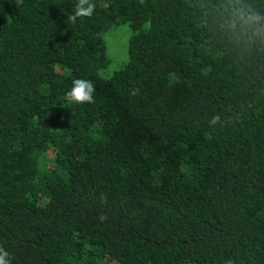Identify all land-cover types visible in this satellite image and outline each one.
Returning <instances> with one entry per match:
<instances>
[{
    "label": "trees",
    "instance_id": "1",
    "mask_svg": "<svg viewBox=\"0 0 264 264\" xmlns=\"http://www.w3.org/2000/svg\"><path fill=\"white\" fill-rule=\"evenodd\" d=\"M76 2L0 0L10 264H264V0H91L71 24Z\"/></svg>",
    "mask_w": 264,
    "mask_h": 264
},
{
    "label": "clouds",
    "instance_id": "2",
    "mask_svg": "<svg viewBox=\"0 0 264 264\" xmlns=\"http://www.w3.org/2000/svg\"><path fill=\"white\" fill-rule=\"evenodd\" d=\"M23 3V0H17V7ZM96 8V5L91 0H77L75 4L74 13L69 15L67 22L75 24L78 18L91 17ZM240 18L245 20L247 24L256 22L254 15L244 17L240 14ZM233 29L235 25L231 26ZM96 91L95 84L91 80L75 79L73 81V87L66 93V100L69 104H86L94 102V93ZM221 122L219 114L215 115L210 121V125H216ZM0 264H10L9 252L5 250L3 246H0ZM231 264V262H230Z\"/></svg>",
    "mask_w": 264,
    "mask_h": 264
},
{
    "label": "rangeland",
    "instance_id": "3",
    "mask_svg": "<svg viewBox=\"0 0 264 264\" xmlns=\"http://www.w3.org/2000/svg\"><path fill=\"white\" fill-rule=\"evenodd\" d=\"M128 37L129 28L127 25L112 27L104 34L110 64L100 72L103 77L111 75L113 71L119 69L126 62Z\"/></svg>",
    "mask_w": 264,
    "mask_h": 264
}]
</instances>
